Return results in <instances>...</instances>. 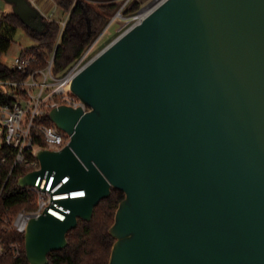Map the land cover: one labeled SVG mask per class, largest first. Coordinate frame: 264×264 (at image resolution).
Here are the masks:
<instances>
[{
    "label": "water",
    "instance_id": "1",
    "mask_svg": "<svg viewBox=\"0 0 264 264\" xmlns=\"http://www.w3.org/2000/svg\"><path fill=\"white\" fill-rule=\"evenodd\" d=\"M6 1L42 29L28 0ZM70 89L89 109H50L70 140L38 149L40 168L17 182L54 172L69 176L59 191L85 195L61 200L64 220L29 219V264H47L112 188L124 197L107 264H264V0H164Z\"/></svg>",
    "mask_w": 264,
    "mask_h": 264
},
{
    "label": "trees",
    "instance_id": "2",
    "mask_svg": "<svg viewBox=\"0 0 264 264\" xmlns=\"http://www.w3.org/2000/svg\"><path fill=\"white\" fill-rule=\"evenodd\" d=\"M53 1L67 14L63 19L65 20L63 26L58 22L60 19L42 16V29H34L14 12L13 7L11 11L1 14L0 80L23 81L35 69L44 68L52 55V70L56 75L61 74L92 45L125 0ZM142 6L143 2L140 0H128L121 8V13L124 16L134 15ZM18 29H22L34 42L33 46L21 52L34 54L36 57L26 71L14 69L2 62V56L9 49ZM95 50L96 48L91 54ZM18 91L17 88H11L4 92L0 88V105H12ZM3 137L2 132L0 133V189L3 185L4 187L0 196V212L6 207L11 214H15L23 207H30L27 200L32 194L25 187L18 185V177L28 171L22 165L14 167L5 182L13 164L14 150L5 144ZM2 157L5 158L4 161L1 160ZM123 197L124 193L121 190L112 188L110 195L101 199L95 206L91 220L79 219L78 225L68 231L67 245L48 254L47 264H107L115 240L108 229L113 223L116 208ZM4 238L6 241H19L22 252L18 257L11 254L0 255V264H29L25 254L24 234L9 232L4 234Z\"/></svg>",
    "mask_w": 264,
    "mask_h": 264
},
{
    "label": "built area",
    "instance_id": "3",
    "mask_svg": "<svg viewBox=\"0 0 264 264\" xmlns=\"http://www.w3.org/2000/svg\"><path fill=\"white\" fill-rule=\"evenodd\" d=\"M128 0H125L116 11L122 16L121 8ZM137 13L133 15L136 19ZM53 19V18H49ZM137 21V19H136ZM62 26L65 20L58 21ZM135 23V22H134ZM91 45L74 63H72L61 74H54L52 70L53 55L48 64L41 69H35L23 81L0 80V88L7 92L11 88L19 90L15 94V101L10 104L0 105V119L3 121V139L6 145L14 150V159L11 169L6 177L8 180L12 169L22 165L28 171L40 168L36 151L40 148L60 150L70 140V135L61 130L57 124L50 119L48 112L53 107L67 105L74 108L80 107L87 111L89 107L71 89L70 84L73 77L87 63L86 58L90 53ZM36 60L34 54L20 53L14 59L12 68L26 71ZM41 75L42 79L35 78ZM37 87V92H32V87ZM48 117V120H46ZM4 157L1 158L4 161ZM27 171V172H28ZM69 180L66 175L55 182L54 172L47 177V171L38 174L34 183L25 186L32 194L28 198L29 208L23 207L17 213L11 214L8 208L4 207L0 212V255L11 254L14 257L20 256L22 246L19 241H6L5 233H23L26 230L29 219L38 216L46 210L60 220H64L68 209L61 200L84 196L82 188L59 191V188ZM4 185L0 189V196ZM82 194V195H81Z\"/></svg>",
    "mask_w": 264,
    "mask_h": 264
},
{
    "label": "rangeland",
    "instance_id": "4",
    "mask_svg": "<svg viewBox=\"0 0 264 264\" xmlns=\"http://www.w3.org/2000/svg\"><path fill=\"white\" fill-rule=\"evenodd\" d=\"M140 1L143 2V6L141 7L143 8L145 7V5H148V3L151 2L152 0H140ZM30 3L31 5L35 6L32 2ZM11 10H12V3L6 0H0V16L3 12H9ZM48 14H50V16L47 15L45 16L46 18H55L57 20L58 19L62 20L67 17V14L57 6H55L54 10ZM136 19L133 17V15L118 16L115 13L113 15V19L108 29H105L103 31L102 36L93 44L86 60L96 55L103 47H105V45H107L110 41H112L123 31H125L130 25H132L136 21ZM33 45L34 42L28 37V35L22 29H18L13 37V41L9 49L2 56V62L7 66L12 67L15 57H17L22 52L23 49L30 48ZM95 48H96L95 52L91 54V52ZM35 79L37 81H40L42 79V76L37 75ZM31 91L35 93L38 91V88L34 86L31 88ZM2 132H3V121L0 119V133Z\"/></svg>",
    "mask_w": 264,
    "mask_h": 264
},
{
    "label": "crops",
    "instance_id": "5",
    "mask_svg": "<svg viewBox=\"0 0 264 264\" xmlns=\"http://www.w3.org/2000/svg\"><path fill=\"white\" fill-rule=\"evenodd\" d=\"M29 2H32L36 9L42 14V16H47L52 12L55 8V2L53 0H28ZM31 4V3H30ZM33 6V5H32Z\"/></svg>",
    "mask_w": 264,
    "mask_h": 264
},
{
    "label": "bare ground",
    "instance_id": "6",
    "mask_svg": "<svg viewBox=\"0 0 264 264\" xmlns=\"http://www.w3.org/2000/svg\"><path fill=\"white\" fill-rule=\"evenodd\" d=\"M164 0H152L148 3V5H145L140 12L137 14V22L141 21L143 18H145L153 9H155L159 4H161Z\"/></svg>",
    "mask_w": 264,
    "mask_h": 264
},
{
    "label": "snow or ice",
    "instance_id": "7",
    "mask_svg": "<svg viewBox=\"0 0 264 264\" xmlns=\"http://www.w3.org/2000/svg\"><path fill=\"white\" fill-rule=\"evenodd\" d=\"M82 195V194H81Z\"/></svg>",
    "mask_w": 264,
    "mask_h": 264
}]
</instances>
